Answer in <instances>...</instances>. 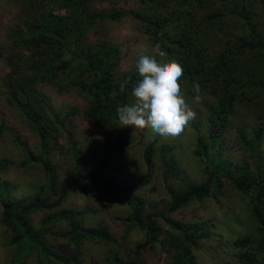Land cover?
Returning a JSON list of instances; mask_svg holds the SVG:
<instances>
[{"label": "trees", "instance_id": "trees-1", "mask_svg": "<svg viewBox=\"0 0 264 264\" xmlns=\"http://www.w3.org/2000/svg\"><path fill=\"white\" fill-rule=\"evenodd\" d=\"M20 4V12L5 32L6 41L0 46V56H3L7 71L2 80L3 86L15 106L27 119L30 126L41 138V154L38 161L45 174V185L26 198H13L8 194V185L0 182V227L6 231L7 242L15 249L10 255V264H22L30 252L35 251L38 264H82L81 245L85 240L101 239L108 247L107 264H141L138 258L140 248L158 245L164 253L165 264H196L193 249L198 242L209 236L210 221L193 220L183 222L172 219L167 214L185 204L191 198H201L213 193L210 183L218 189L224 178L232 188L247 195L248 211L251 217V234L240 233L229 240L228 256L225 264H264V167L258 163L257 151L259 136L264 129V123H253L250 130L253 137L246 140L248 124L245 122L230 125L229 113L233 111L234 103L247 97L246 92L251 87H264V80L257 81L230 75L233 69L231 58L244 51H255L262 54L259 70L264 68V19L259 27L256 13L252 12V2L242 4L235 16L246 26L245 36H230L224 33L222 23L230 15L229 9L233 0H137V9L98 8L93 6L95 0H15ZM208 7L200 19L194 18L193 10ZM131 15L137 20L153 23L155 29L149 31L151 42L158 45L161 51L178 60L183 68L181 79L199 83L201 90L206 89L213 101L208 105L211 114L209 119L219 120L217 126L234 128L238 139L249 150L252 165L242 161L230 164L221 155L225 147L220 132L211 131L205 139L200 135L196 138V155L204 162L205 180L196 185L190 180L187 187L175 189L167 183L175 175V163L165 160L160 176L163 180L169 201L165 211L143 213V199L132 193L134 187L148 180L152 164L148 157L147 144L143 149V159L146 169L141 178L128 180L121 184L112 182V177L98 175V182L107 190L120 194L129 205L130 211L122 218L124 237L132 226L141 228L144 239L136 244L132 259H121L117 255L118 240L113 238L102 224L83 226L75 218V211L61 210L42 217L37 224L32 222L30 214L39 209H50L61 204L67 195L75 176H64L54 192V198L48 199V189L53 182V168L46 160V137L55 131L56 124L62 125L58 112L49 119V105L44 96L36 89L37 83L55 86L63 77L71 79L70 83L76 89L83 90L88 96L86 114L99 121L105 120L107 129V144L109 149H121L129 140L123 138L116 122V108L124 105L121 101L126 95L131 83L139 79L136 70L127 73L123 81L128 80L125 90H120V83L115 80L113 67L117 60V46L101 40L92 44L87 39L90 27L99 20L117 19ZM264 16V15H263ZM253 19V20H252ZM228 20V19H227ZM203 25V28L201 27ZM232 48L215 52L208 62H202L203 51L209 44V37ZM220 42V43H221ZM219 43V44H220ZM218 44V46H219ZM84 78L79 76L83 75ZM89 76V77H88ZM230 78H229V77ZM205 78L206 82H202ZM58 87V86H57ZM119 91L117 100L108 98L110 91ZM58 90V89H57ZM60 91V90H59ZM191 92V90H189ZM188 93V91H187ZM77 109L70 108L66 114H74ZM197 129V123L195 122ZM13 141L23 151L27 160L35 159L26 142L13 137ZM220 142V143H219ZM75 164L85 165V157L75 156ZM7 162L0 158V166ZM82 166V167H83ZM85 170L86 175H94ZM83 175V174H82ZM97 177V176H96ZM94 178V177H93ZM95 180V179H94ZM66 220L68 229L65 235L73 245L71 253L59 252L53 245L43 240V235L51 234L49 225L56 220ZM162 221L165 228L159 226Z\"/></svg>", "mask_w": 264, "mask_h": 264}, {"label": "rangeland", "instance_id": "rangeland-1", "mask_svg": "<svg viewBox=\"0 0 264 264\" xmlns=\"http://www.w3.org/2000/svg\"><path fill=\"white\" fill-rule=\"evenodd\" d=\"M235 3L229 9L228 15L222 26L224 33L230 36H245L246 26L236 14L242 4L252 2L251 10L256 13L259 27L263 26L264 0H233ZM94 7L98 8H124L137 9L140 7L137 0H95ZM208 10V7L194 9V18L200 20ZM20 12V4L15 0H0V46L6 41V29L12 25ZM253 20V19H252ZM203 28V25H201ZM155 29L153 23L137 20L131 15L122 16L117 19H104L95 22L87 33V39L92 44L104 40L117 46V60L113 67L115 80L123 81V77L135 69L140 54L155 57L158 61L162 59L155 51L157 46L151 42L150 30ZM264 32V30H263ZM215 37H209V44L203 51L202 62L208 63L215 52L232 48L219 41L215 44ZM3 52H6L4 46ZM255 51H244L233 55L231 58L233 69L230 75L240 79L257 81L264 80V68H260L262 54ZM163 59L175 60L168 54ZM7 71L5 60L0 56V158H6L7 162L0 166V182L8 185V194L13 198H26L31 196L42 185L46 188L45 174L38 157L41 154V138L30 126L27 119L15 106L8 95V90L3 86V76ZM84 78L83 75H79ZM89 77V76H88ZM229 77V76H228ZM230 78V77H229ZM71 79L63 77L55 86L37 83L36 89L49 105L47 116L52 119V114L58 112V118L63 119V124H56L55 131L46 137V154L44 157L53 168V182L48 189V199L54 198V192L64 176L71 175L76 178L71 184L67 195L61 204L50 209H39L30 218L34 224L46 216L61 210L75 211V218L79 224L85 226H97L102 224L113 238L118 240L117 255L121 259H132L136 244L143 241L144 231L132 226L123 237L124 224L122 218L127 216L130 206L125 199L114 191L105 189L98 182V175L112 177V182L125 183L128 180L140 179L144 174L146 165L143 159V149L147 144L149 161L152 171L148 180L138 187H134L132 193L143 199V213L165 211L169 195L161 179L164 169V159L175 163V175L168 178L167 183L175 189L187 187L186 181L190 180L196 185H201L205 180L204 162L196 155V138L199 134L205 139L211 131L214 134L220 132L225 151L221 155L230 164H239L242 161L252 165L249 149L242 144L234 128L230 126H217L219 120L209 119L211 116L208 105L213 101L206 89L201 90V101L194 102L195 93L190 86V81L180 79L178 82L182 88V94L188 105L197 113L196 119L190 121L182 134L173 137H162L154 135L150 129H134L130 126H120L119 120L116 124L123 138L129 142L121 149L111 148L107 144V129L105 120L102 122L86 114L88 107V96L81 90L76 89L70 83ZM206 82L205 78H201ZM136 82V81H135ZM131 83L126 95L121 101L123 104H132L134 97L131 96ZM58 86V87H57ZM58 89V90H57ZM60 90V91H59ZM191 90V92L189 91ZM188 91V93H187ZM116 91H110L108 98L117 100ZM247 97H242L238 103H234L233 111L228 114L230 125L245 122L246 140L250 141L253 133L250 126L253 123H264V87L256 86L246 92ZM76 108L74 114H66L70 108ZM197 123V129L195 128ZM13 137L26 142L28 149L35 156L33 160H27L23 151L13 141ZM149 137H153L149 139ZM258 163L264 167V129L261 131L257 146ZM82 154L86 159L85 165L75 164V156ZM83 166V167H82ZM94 175H86L85 170ZM83 174V175H82ZM94 177V178H93ZM95 179V180H94ZM218 189L210 183L213 193L201 198H191L176 210L166 214L176 220L183 222L193 220H207L211 224L208 227L210 234L201 239L193 249L196 256V264H225L229 259V240L240 233L251 234V217L248 211L247 195L230 186L224 179ZM159 226L165 228L162 221ZM68 229L66 220H56L50 223L49 231L43 235L47 244L53 245L61 253H71L73 245L65 235ZM107 245L101 239L85 240L81 245L82 264H107ZM15 246L7 242L6 231L0 227V264H10L9 259ZM138 258L141 264H165L164 253L158 245L140 248ZM36 252H30L23 259L22 264H38ZM60 264V263H56Z\"/></svg>", "mask_w": 264, "mask_h": 264}, {"label": "clouds", "instance_id": "clouds-1", "mask_svg": "<svg viewBox=\"0 0 264 264\" xmlns=\"http://www.w3.org/2000/svg\"><path fill=\"white\" fill-rule=\"evenodd\" d=\"M154 51L162 58L159 61L152 56L140 54L135 69L139 79L131 88L132 104L116 108L120 126L134 129H150L154 135L177 137L197 113L186 102L180 83L183 76L182 66L175 60L163 59L167 53L157 45ZM125 80L120 83L124 91ZM194 102L201 101V87L194 83ZM153 137H149L151 139Z\"/></svg>", "mask_w": 264, "mask_h": 264}]
</instances>
